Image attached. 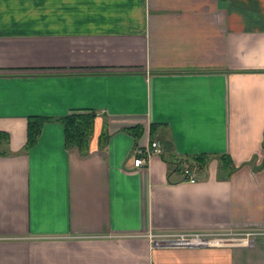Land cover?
Instances as JSON below:
<instances>
[{"label":"crops","instance_id":"0c3cea01","mask_svg":"<svg viewBox=\"0 0 264 264\" xmlns=\"http://www.w3.org/2000/svg\"><path fill=\"white\" fill-rule=\"evenodd\" d=\"M0 132V264H264V0H0Z\"/></svg>","mask_w":264,"mask_h":264},{"label":"built area","instance_id":"2783aa9c","mask_svg":"<svg viewBox=\"0 0 264 264\" xmlns=\"http://www.w3.org/2000/svg\"><path fill=\"white\" fill-rule=\"evenodd\" d=\"M136 147V146H135ZM134 155L131 157L130 167L141 166L146 163L150 154L159 152L160 148L158 142L155 140H148L147 144L142 147H136L133 149ZM181 173L188 182L196 180V172L194 166L191 164H183L181 166ZM259 233L256 228H245V229H229L219 232H176V233H152L148 232L147 236L154 245H171V246H198L212 243L217 239H239L240 241H247L253 238L254 235Z\"/></svg>","mask_w":264,"mask_h":264},{"label":"trees","instance_id":"16d2710c","mask_svg":"<svg viewBox=\"0 0 264 264\" xmlns=\"http://www.w3.org/2000/svg\"><path fill=\"white\" fill-rule=\"evenodd\" d=\"M64 139L67 145H75L81 154H85L88 150V141L92 131L93 114L91 111L86 110L83 112H71L60 118ZM41 121L36 116H31L27 120L26 124V143L30 144L34 141ZM2 132H0V139L2 138ZM105 138L103 129L99 133L98 144L102 145ZM222 158L225 155H221ZM234 168V165H229L227 171Z\"/></svg>","mask_w":264,"mask_h":264},{"label":"bare ground","instance_id":"6f19581e","mask_svg":"<svg viewBox=\"0 0 264 264\" xmlns=\"http://www.w3.org/2000/svg\"><path fill=\"white\" fill-rule=\"evenodd\" d=\"M240 241L239 239H217L214 240L212 243L214 242H218V243H229V242H237Z\"/></svg>","mask_w":264,"mask_h":264}]
</instances>
